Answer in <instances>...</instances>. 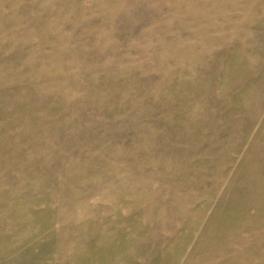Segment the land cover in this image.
I'll use <instances>...</instances> for the list:
<instances>
[{
  "label": "rangeland",
  "instance_id": "374dc122",
  "mask_svg": "<svg viewBox=\"0 0 264 264\" xmlns=\"http://www.w3.org/2000/svg\"><path fill=\"white\" fill-rule=\"evenodd\" d=\"M0 264H264V0H0Z\"/></svg>",
  "mask_w": 264,
  "mask_h": 264
}]
</instances>
